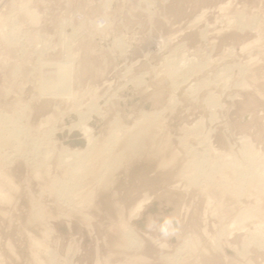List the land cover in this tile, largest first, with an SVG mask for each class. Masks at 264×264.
<instances>
[{"label":"rangeland","instance_id":"rangeland-1","mask_svg":"<svg viewBox=\"0 0 264 264\" xmlns=\"http://www.w3.org/2000/svg\"><path fill=\"white\" fill-rule=\"evenodd\" d=\"M103 2L0 0L1 17L16 16V23L8 21V29L0 31V113L21 126L16 140L0 147V173L12 183L0 175L6 196H0V264H264V0H116L110 10ZM20 4L39 11L37 29L19 12ZM236 10L255 18L254 24L242 31L229 26L227 17ZM105 13L115 18L107 37L125 33V51L97 46L105 21L96 22ZM85 17L88 21L80 25ZM68 20L78 27L74 41L61 30ZM205 22L211 27L207 33L201 32ZM10 29L19 35L15 44L5 38ZM193 51L203 61L209 56V65L216 66L207 68L211 80L218 63L227 62L235 65L231 80H244L247 86H228L233 89L230 102L214 91L216 108L206 104L207 86L192 93L181 86L170 102L172 79L162 58ZM69 53L73 61L66 58ZM60 60L64 68L56 62ZM243 62L249 66L244 76L237 71ZM205 74L184 73L189 84ZM126 82L133 87L121 98L131 103L112 108L102 123H89L98 131L97 149L108 144L115 118L123 136L142 111L150 110L152 99L159 98L155 108L164 109L165 155L118 162L103 177L111 181H89L71 203L63 202L53 184L61 179L56 176L58 154L64 146H78H71L70 137L60 131V118L73 110L69 119L76 122L78 111L102 105ZM152 90L160 94L153 96ZM135 96L148 104L142 107ZM210 108L217 118L211 131L204 133L199 124L185 136L184 129L201 118L206 122ZM206 134L210 142L205 143L217 149L207 157L206 170L214 168L213 179L194 185L173 171L183 167L186 174L193 172L188 161L200 145L192 144L196 138L206 140ZM19 143L23 150H14ZM35 163H48L40 176L33 171ZM146 196L150 202L130 218V210ZM33 215L39 225L29 222ZM164 228L174 234L163 236ZM129 229L141 242H127Z\"/></svg>","mask_w":264,"mask_h":264},{"label":"bare ground","instance_id":"bare-ground-1","mask_svg":"<svg viewBox=\"0 0 264 264\" xmlns=\"http://www.w3.org/2000/svg\"><path fill=\"white\" fill-rule=\"evenodd\" d=\"M115 1L116 0H104L103 8L105 10H110V8L114 7ZM25 5L26 4H23V5L20 4V8H19L20 11L19 12H21V10H23L24 14L33 21V23L35 24L34 28H36V25L38 24V20H37V17L39 14V13H37L38 10L27 8ZM219 9L220 10L224 9V6L220 5ZM204 12H206V11H203L197 18L200 19L202 17V15H204ZM248 15L241 10H238V11L236 10L233 16L227 17V23L229 24V26H232L235 29L242 31L245 28L251 27L254 24L255 18L248 17ZM111 16L112 15H109L106 13L103 16V19L105 21V25L102 28V33L100 32L101 34H103V36H101V39H99L98 42H96V43H98L97 46L99 48H102V47L108 48L109 51L111 50L112 52H115L117 49L120 51H125L127 48H129V46L127 44L125 45V43H124L126 40V34L125 33L124 34L121 33L122 35H120V36H118L119 35L118 34L117 37L115 36L112 40H110L109 37H107V35H108L107 32L112 27V25L114 24V21H115V18H112ZM15 17L16 16H14L13 18H9V16L8 17H1V14H0V31L7 27L8 21L12 20L13 21L12 24L16 23ZM87 21H88V19L86 17L83 18L80 25H85ZM205 23H206V25L204 24L205 26L202 28L201 32L207 33L208 31H210V29H209L210 24L208 22H205ZM37 26H39V25H37ZM14 28H16V26ZM18 28H19V26H18ZM21 28H22V26H21ZM77 28L78 27L71 26V22L69 20L62 22V29L61 30H62V32H64L63 36L65 35L71 41L75 40L74 34H75V31ZM6 29H8V28H6ZM25 29L26 28H24V30ZM66 30L68 32L70 31L71 34H67ZM26 31H28V30H26ZM5 34H6L5 38L7 39L8 44H10V43L15 44V41L19 40L18 39V37H19L18 33L14 32L11 29H10V31H7ZM91 35L94 36L95 33L90 34V36ZM61 37H62V35H61ZM88 41L91 43L90 39ZM89 42H87L88 43L86 46L87 48L90 47ZM96 43H95V46H96ZM182 44L180 45V47L184 46ZM93 45H94V43H93ZM247 45H249V44L243 45L241 47V49L245 48ZM197 52L201 53L202 51L200 52V50H199ZM190 53L191 52L183 54V52H182V55H180L179 57H177L176 55L174 56V53H171V54H168L162 58V59H164V62H162L164 69H165L164 72L168 78L172 79V82L170 83L171 84L170 86L172 87L171 88L172 91H171V96H170V102L175 99L176 90L181 86L187 87L186 91H189L191 93L193 91L195 92V89L197 87H201V86L206 87L207 86V88L211 89V90L207 91L208 96L205 99V101L207 103L206 102L205 103L210 107H215L217 105L216 104L217 100L214 98V95H213L214 91L222 92L224 94V97L227 98V99H225L227 102V100L228 101L230 100V98H228V95L233 90L232 88L229 89L228 86H240V85L247 86V83L244 80H242L240 83H239L238 79H236L234 82L231 80L232 79L231 74L233 73V71L235 69L234 68L235 65H231L230 63L228 64L227 62H221V63L219 62L218 63L221 65L217 66L218 67V69H216L217 74L215 75V73H214L215 76H214L213 80H211L209 77V74L207 72L208 71L207 68H210V69L212 68V71H213V69L216 66L212 67L213 65L212 66L209 65V63L212 62V60L210 61V57L208 56L207 59L205 61H203L200 58H196V54L194 53V51L192 52V53H194L193 57L188 56ZM192 53H191V55H192ZM65 56L67 59L73 61V59H72L74 56L73 53H69ZM146 56H148V55H146ZM56 62H59L60 65L62 66V68L65 67V64L62 62V60L56 61ZM133 65H135V64H133ZM248 67L249 66L247 65V62H243V63L237 65V71L239 74H242V76H244L245 71L248 69ZM187 71H192V72L194 71V73L196 71H199L200 76L204 75V73H206V74H205V77H203V78L197 77V79L194 83L190 82L191 84H189V83H187V78L184 75V73ZM140 76L142 77V75H140ZM143 76H144V74H143ZM178 77L181 79L180 80L174 79V78H178ZM142 79H143V77H142ZM129 82H130V80H129ZM129 84L130 83L126 82L122 86H119L117 88V90H115V92L111 93V95L108 98L106 97L104 99V101L100 100L103 102L102 105L96 104L92 108H90L87 112L78 111V116H77L78 120L76 122L72 121V123H70L69 118H71L73 116V115H71V114H73V110L72 111L71 110L66 111L62 115V117L60 118V120H61L59 122L60 131H64L66 137H70L69 144L71 146H75V145L78 146V147H74V148L64 146L63 149H61L60 153L58 154L59 155L58 159H57L58 160L57 161V163H58L57 167L58 168L56 170L57 171L56 176L58 177V175H60L59 177H61V179L57 178L56 182H54L53 184H55V188H56V192L58 193V197L63 198V202L69 203L76 196H78L77 194L79 192L81 193L82 191H84V189H83L84 184H86L87 182L92 181L94 179H96V181L98 183L103 182L104 181L103 177L105 176V174L107 175L108 172H114V170L117 168L116 164L118 162L123 163V161H124L126 163V161L128 159L130 160V158L137 157L140 155H144L145 157H147V159L148 158L152 159V158L158 156V157H156V159H157V158L163 157V155H165L161 151L162 146H164V143H166V141H167L164 136H161V134H163V132L166 129V126L164 125V122H165L164 121L165 117L163 115L164 109L162 111H159V110H157L158 107L155 108V104L159 103V101H160L159 98L158 99H152V101H151L152 107L149 106L150 110L149 111H142V114L140 113L141 117L139 118V121L138 122L136 121V123H134V125H132L131 127H128L127 131L125 129L126 132L124 131L125 135H123V136H120L118 133L121 130V127L118 126V120H117L118 117L115 118L113 121V124H114L113 127H110V130H108V134L106 135L105 140L108 144H106V145L104 144V145H102V147L100 149H97V148H99V144H100V139H99V136L97 135L98 131L95 130V127L89 126V123L91 122L92 125H94L95 122H97V121L101 122V120L106 118L107 114L110 112V110L112 108L119 107V105H121V104L125 105V102L131 103L132 99H129L126 97L127 99L125 101H122V98H121L122 95L127 96L129 91L131 92V88L133 86H130ZM147 90H149V89H147ZM150 94H152L153 96H156V95L160 94V92H159V90L158 91L152 90V93H150ZM135 97L138 98L140 105L142 107L145 106L146 103L148 102L147 99L141 100L140 97H137V96H135ZM184 101L189 102V100H187V99H184ZM210 110L211 111L209 112V117L206 119V122H204V119L201 118L192 127H187L186 129H184L185 130V136H186V133L194 131L199 124L201 125L200 130H202V129L206 130V131H204V133L211 131V127L214 124L213 120L216 121L217 118L215 117L214 109L210 108ZM8 118H9L8 115L0 113V147L4 146L6 144L10 145L8 143V141L16 140L19 129L21 128V126H19L14 121L7 120ZM204 123H206V124H204ZM51 134H53V133H51ZM207 134L205 136L206 140H204V141H199L198 138H196V139L194 138L195 141L193 142L192 145H194V143L196 145H200V149L195 150L193 153L194 158L188 161V164L193 168L192 169L193 172L191 173V171H190V174L189 173L186 174L184 171L185 168H183V167L178 168L179 169L178 171L177 170L173 171V173L175 175L179 174L183 177L185 176L186 179H188L194 185H199L200 179H202V181H209V180L213 179L214 168H212V166H210L208 168V170H206V167L210 164V162H208L207 157L212 153L215 154V152H217V149L211 143L210 144L205 143V141L210 142V137ZM185 136L181 137L180 140L182 141L185 138ZM196 136H198V135H196ZM122 139H124L123 142H121ZM240 142H242V141H239V143ZM22 144L19 143L18 146H16V147L14 146L15 147L14 150H16V151L21 150L22 151L23 150ZM166 144H168V143H166ZM11 147L13 148V144L11 145ZM164 148H166V147H164ZM128 150H131L132 153L131 154L127 153ZM164 150H166V149H164ZM218 153H219V151H218ZM243 153H244V157L247 158L248 157V155H247L248 151L244 150ZM245 155H247V157ZM49 156L50 155H48V157ZM227 156H229V155L227 154ZM159 159H162V158H159ZM99 160H101V161H99ZM170 160L167 159L166 162L171 163ZM115 161H116V163H115ZM214 163H216V161ZM45 164H48V163H35L34 164V167H33L34 170L33 171H34L36 176H40V174H41L40 170H41L42 166H46ZM48 166H47V168H48ZM187 167H188V165H187ZM217 168H218V165L215 167V169H217ZM241 171H242V169L240 170V173H242ZM0 175L1 176L4 175V179H6V181H8V184L9 183L12 184L11 181L7 178L6 174H4V172L0 173ZM109 175L110 174H108V176ZM67 179L70 180V183H71L70 185H68ZM107 181H111V180H107ZM107 181L105 183H108ZM0 196H2L3 198L6 199V196L3 194V190L1 189V186H0ZM149 202H150L149 196H146L143 199L137 201L136 205L130 210L131 211L130 212V218L131 217L132 218L138 217L141 214V212L144 210L145 205H147ZM29 222L33 225H39L40 224L35 215H33V217L29 220ZM125 235H126L125 238H126L127 242H129V243L130 242H141V240H137V237L135 236V234L132 232L131 229L127 230L125 232ZM36 240L37 239H35L34 241H36ZM181 248H182V246H179L178 251H180Z\"/></svg>","mask_w":264,"mask_h":264},{"label":"clouds","instance_id":"clouds-1","mask_svg":"<svg viewBox=\"0 0 264 264\" xmlns=\"http://www.w3.org/2000/svg\"><path fill=\"white\" fill-rule=\"evenodd\" d=\"M169 223H170V222H169ZM161 231H162V235H163V236L168 237L169 235L174 234V231H175V230H172V231L170 232L168 228H164V229H162Z\"/></svg>","mask_w":264,"mask_h":264},{"label":"built area","instance_id":"built-area-1","mask_svg":"<svg viewBox=\"0 0 264 264\" xmlns=\"http://www.w3.org/2000/svg\"><path fill=\"white\" fill-rule=\"evenodd\" d=\"M96 23H98V24H104V20H103V18H100Z\"/></svg>","mask_w":264,"mask_h":264}]
</instances>
